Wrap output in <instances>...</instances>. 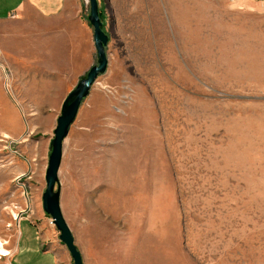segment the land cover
I'll list each match as a JSON object with an SVG mask.
<instances>
[{
    "label": "rangeland",
    "instance_id": "rangeland-1",
    "mask_svg": "<svg viewBox=\"0 0 264 264\" xmlns=\"http://www.w3.org/2000/svg\"><path fill=\"white\" fill-rule=\"evenodd\" d=\"M98 6L108 64L63 141L55 185L83 264H264V0ZM96 61L94 48L66 95ZM60 108L26 114L15 141L0 124V264L25 217L73 264L42 208ZM26 226L13 264H55Z\"/></svg>",
    "mask_w": 264,
    "mask_h": 264
},
{
    "label": "crops",
    "instance_id": "crops-1",
    "mask_svg": "<svg viewBox=\"0 0 264 264\" xmlns=\"http://www.w3.org/2000/svg\"><path fill=\"white\" fill-rule=\"evenodd\" d=\"M80 8V0H0L2 137L6 135L4 138L11 141L22 137L26 114L34 120L44 107L56 112L67 93V76L90 66L94 56L92 29ZM36 217L39 219L38 213ZM20 221L26 222V229L37 227L40 248L43 253L55 254V264H59L56 253L47 247L44 228L29 217ZM20 221L10 264L16 254H27L29 248L26 242L21 248Z\"/></svg>",
    "mask_w": 264,
    "mask_h": 264
},
{
    "label": "water",
    "instance_id": "water-1",
    "mask_svg": "<svg viewBox=\"0 0 264 264\" xmlns=\"http://www.w3.org/2000/svg\"><path fill=\"white\" fill-rule=\"evenodd\" d=\"M88 3V21L92 27L97 61L96 64L89 68L85 77L81 78L77 85L66 95L61 104L60 114L56 119L53 137L50 141L51 151L45 171L46 186L42 193L43 211L51 217L52 223L59 232V240L67 248L73 264H83V259L80 250L75 244L74 236L62 215L60 194L58 188L55 189V185L58 184V171L61 164L63 141L76 118L81 102L87 96L96 78L106 71L108 64L105 47L109 36L102 28L103 23L99 16L98 0H88Z\"/></svg>",
    "mask_w": 264,
    "mask_h": 264
},
{
    "label": "bare ground",
    "instance_id": "bare-ground-1",
    "mask_svg": "<svg viewBox=\"0 0 264 264\" xmlns=\"http://www.w3.org/2000/svg\"><path fill=\"white\" fill-rule=\"evenodd\" d=\"M1 252L3 256H6L9 254V252H7L5 249L1 248Z\"/></svg>",
    "mask_w": 264,
    "mask_h": 264
},
{
    "label": "built area",
    "instance_id": "built-area-1",
    "mask_svg": "<svg viewBox=\"0 0 264 264\" xmlns=\"http://www.w3.org/2000/svg\"><path fill=\"white\" fill-rule=\"evenodd\" d=\"M19 179H20V177L16 176L15 180H19Z\"/></svg>",
    "mask_w": 264,
    "mask_h": 264
},
{
    "label": "trees",
    "instance_id": "trees-1",
    "mask_svg": "<svg viewBox=\"0 0 264 264\" xmlns=\"http://www.w3.org/2000/svg\"><path fill=\"white\" fill-rule=\"evenodd\" d=\"M100 12V11H99ZM99 15H100V13H99ZM101 18V17H100ZM103 28V27H102Z\"/></svg>",
    "mask_w": 264,
    "mask_h": 264
}]
</instances>
